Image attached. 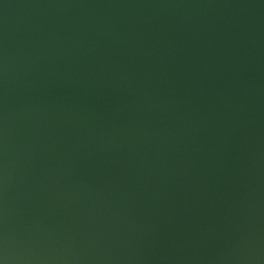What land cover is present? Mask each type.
<instances>
[{
  "label": "water",
  "instance_id": "95a60500",
  "mask_svg": "<svg viewBox=\"0 0 264 264\" xmlns=\"http://www.w3.org/2000/svg\"><path fill=\"white\" fill-rule=\"evenodd\" d=\"M0 264H264V0H0Z\"/></svg>",
  "mask_w": 264,
  "mask_h": 264
}]
</instances>
